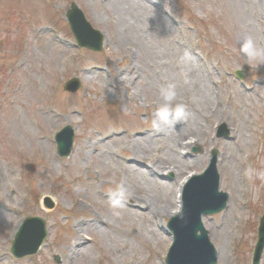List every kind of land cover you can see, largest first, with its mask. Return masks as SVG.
Returning <instances> with one entry per match:
<instances>
[{"label":"rangeland","instance_id":"1","mask_svg":"<svg viewBox=\"0 0 264 264\" xmlns=\"http://www.w3.org/2000/svg\"><path fill=\"white\" fill-rule=\"evenodd\" d=\"M71 2L103 34L100 53L70 45L63 11ZM161 37L166 41L156 45ZM246 37L264 47V0H0V211L4 215L0 217V264H55L52 255H57L59 264H156L160 246L169 239L160 234V244L155 226L177 206L176 186L183 173L200 172L207 155L197 153L191 155V163L189 156L178 162L175 151L184 149L178 147L179 141H196L188 149L199 146L202 153L215 144L224 154L222 165L243 184L242 188L234 185L231 193H241L250 203L255 199L264 209V65L256 70L245 65L247 92L227 76L236 69L234 65L243 63L239 45ZM185 50L195 57L189 65L179 63ZM125 54L130 55L133 71L142 74L130 78L132 86L114 84L112 90L108 68L116 73L127 63L122 62ZM114 59L117 64L112 65ZM142 65L147 71H142ZM71 76L80 78V89L55 95L58 84ZM169 83L176 85L180 101L187 104V112L192 107L193 114L178 123L184 127L181 132L172 129L166 138L161 132L162 143L152 151L158 156L142 161L144 166L139 163L145 170L152 169L150 182L138 172L123 170L124 164L131 163L128 160L133 161L128 151L132 128L149 125L131 113L136 112V95L142 92L140 100L150 102L157 98L160 86ZM204 91L209 94L205 103ZM213 107L216 112L210 123L223 120L232 140L211 139L208 127V143L204 142L203 114ZM140 109L147 115L151 110ZM68 123L75 129V147L62 159L48 137ZM120 128L126 134L108 138L110 131ZM96 140L99 143L90 147ZM249 167L254 170L251 179L245 175ZM117 175L119 179L110 184ZM164 185L171 191L168 201ZM40 193L55 202L54 210L41 212ZM75 198L87 203V208L74 205ZM112 198H119L123 207L113 209ZM240 209L243 213L239 205L226 222L214 221L223 223L225 234L222 240V233L212 230L213 244H220L224 256L221 264L245 259L231 248L230 234L236 233L244 242L242 229L232 224ZM29 214L46 219L49 238L37 254L15 260L9 248L16 224ZM77 224L84 239L74 248L80 249L79 257L73 258L69 250ZM92 224L105 236L100 238L87 227Z\"/></svg>","mask_w":264,"mask_h":264},{"label":"clouds","instance_id":"2","mask_svg":"<svg viewBox=\"0 0 264 264\" xmlns=\"http://www.w3.org/2000/svg\"><path fill=\"white\" fill-rule=\"evenodd\" d=\"M239 53L244 58L243 63L236 64L234 67L240 71L244 70L245 65L253 70L259 69L260 66L264 65V47L258 45L252 37H246L240 42ZM194 60L195 57L193 54L185 50L180 57L179 63L189 65ZM184 82L186 84L189 83L187 77H185ZM156 100L155 116L151 121V130L153 133H160L162 131V125L164 124H171L174 127L176 124L187 120L189 115L187 112V104L180 101L174 83L160 86ZM245 175L248 179H251L254 175V170L249 167L246 169ZM261 176L264 178V174H261ZM111 206L113 209H119L123 207V203L117 198L112 200ZM115 214L119 215L118 212Z\"/></svg>","mask_w":264,"mask_h":264},{"label":"bare ground","instance_id":"3","mask_svg":"<svg viewBox=\"0 0 264 264\" xmlns=\"http://www.w3.org/2000/svg\"><path fill=\"white\" fill-rule=\"evenodd\" d=\"M31 60H32V56H31ZM205 95H206V93L204 92L203 96H205ZM45 118L48 119V117H45ZM31 138H32V136H31ZM136 142H137V145L142 146V144L144 142L145 143H149V140H147L146 138H143V139H138ZM98 143L99 142L96 141L95 143L90 144V147L95 146ZM226 170H227V174L230 176L231 175L230 170L228 168H226ZM229 176H228V178H229ZM79 207L81 209L87 208V204L84 203L83 201H81L80 204H79ZM1 216H4V215L0 211V217ZM78 224H77V227L76 226L73 227V230H74L73 231V235L75 236V238H74V241L71 243L70 250H69L71 255L73 256V258H78L79 257L80 249H74V248H79V246L82 244V240L84 239V237H83L84 231L80 230V228H79L80 225H78ZM87 227L90 228V229H93L96 232L98 237L102 238L103 236H105L104 233L95 224L88 225Z\"/></svg>","mask_w":264,"mask_h":264},{"label":"water","instance_id":"4","mask_svg":"<svg viewBox=\"0 0 264 264\" xmlns=\"http://www.w3.org/2000/svg\"><path fill=\"white\" fill-rule=\"evenodd\" d=\"M73 16H74V18H73V22L74 23H76V22H78L80 20V16L75 10H72L70 12V17H73Z\"/></svg>","mask_w":264,"mask_h":264}]
</instances>
